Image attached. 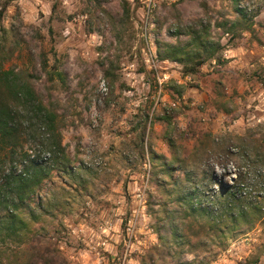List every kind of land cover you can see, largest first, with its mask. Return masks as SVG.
<instances>
[{
  "label": "rangeland",
  "instance_id": "1",
  "mask_svg": "<svg viewBox=\"0 0 264 264\" xmlns=\"http://www.w3.org/2000/svg\"><path fill=\"white\" fill-rule=\"evenodd\" d=\"M146 3L0 0V67L59 142L20 132L0 154V184L30 176L0 197V264H264V0H152L161 87ZM169 44L213 56L184 78Z\"/></svg>",
  "mask_w": 264,
  "mask_h": 264
},
{
  "label": "trees",
  "instance_id": "2",
  "mask_svg": "<svg viewBox=\"0 0 264 264\" xmlns=\"http://www.w3.org/2000/svg\"><path fill=\"white\" fill-rule=\"evenodd\" d=\"M1 16V14H0ZM179 46L169 44L170 55L168 58L182 64L181 73L187 75L188 73L194 74L197 70L196 67L200 66L213 56L211 52L204 59H196L193 64H186L183 57L179 56ZM223 46H218L217 49L221 50ZM161 59L160 52L158 53ZM183 55L188 56L190 59L191 53L189 51L183 52ZM55 114L50 112L49 109L39 102L36 97L32 86L28 80L23 79L20 72L14 69H3L0 67V154L7 155L14 154L16 149L17 135L20 132L44 130L51 131V138L47 139L50 146H58L59 142L52 138V126ZM6 151V153H4ZM34 168H38L34 166ZM29 169L24 168L23 171L14 174L8 173L4 182L0 184V197L5 196L11 198L13 193L21 192L26 189L30 182ZM253 261H257L254 259Z\"/></svg>",
  "mask_w": 264,
  "mask_h": 264
},
{
  "label": "built area",
  "instance_id": "3",
  "mask_svg": "<svg viewBox=\"0 0 264 264\" xmlns=\"http://www.w3.org/2000/svg\"><path fill=\"white\" fill-rule=\"evenodd\" d=\"M147 11H144L145 13L143 14V17L140 18V23H142V36L143 39L146 42V46L141 48L142 51V61L149 72V74L156 78L157 84L159 87L162 86V83L168 79L167 77L169 76L166 73L161 74L162 76H159L158 70L156 68V65L159 60V56L156 50V47L154 45L153 41H149V36L147 33L148 30V25H149V8L152 6V0H147ZM184 78H188V75H185Z\"/></svg>",
  "mask_w": 264,
  "mask_h": 264
},
{
  "label": "crops",
  "instance_id": "4",
  "mask_svg": "<svg viewBox=\"0 0 264 264\" xmlns=\"http://www.w3.org/2000/svg\"><path fill=\"white\" fill-rule=\"evenodd\" d=\"M246 33V32H245ZM243 47H240V46H235V47H231V49L229 48V49H227V50H225L226 52H228L226 55H225V57L228 59V61H227V64L229 65V66H239L240 64L242 65V64H244V62L246 61L245 60V58H244V56H242L243 55ZM233 53H237L238 54V57H236V58H233L234 56H232L233 55ZM240 65V66H241ZM228 66V67H229ZM228 69V68H227Z\"/></svg>",
  "mask_w": 264,
  "mask_h": 264
}]
</instances>
